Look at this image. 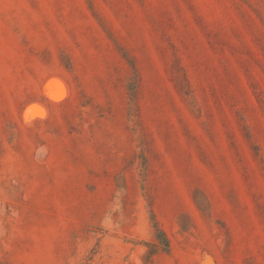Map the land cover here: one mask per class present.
Segmentation results:
<instances>
[{
	"label": "rangeland",
	"instance_id": "1",
	"mask_svg": "<svg viewBox=\"0 0 264 264\" xmlns=\"http://www.w3.org/2000/svg\"><path fill=\"white\" fill-rule=\"evenodd\" d=\"M0 264H264V0H0Z\"/></svg>",
	"mask_w": 264,
	"mask_h": 264
},
{
	"label": "bare ground",
	"instance_id": "2",
	"mask_svg": "<svg viewBox=\"0 0 264 264\" xmlns=\"http://www.w3.org/2000/svg\"><path fill=\"white\" fill-rule=\"evenodd\" d=\"M59 84H55V83H53V82H50L49 84H48V86H50V89H51V91H50V97L53 99H57V100H60V99H58V96L59 95H61V93L60 92H58V91H56L55 89H53V87H55V86H58Z\"/></svg>",
	"mask_w": 264,
	"mask_h": 264
}]
</instances>
